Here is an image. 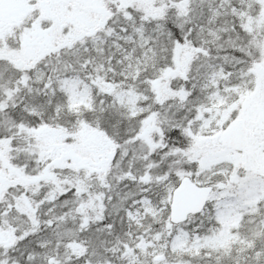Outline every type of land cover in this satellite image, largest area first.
<instances>
[{
  "label": "snow or ice",
  "instance_id": "6c2138e0",
  "mask_svg": "<svg viewBox=\"0 0 264 264\" xmlns=\"http://www.w3.org/2000/svg\"><path fill=\"white\" fill-rule=\"evenodd\" d=\"M0 264H264V0H0Z\"/></svg>",
  "mask_w": 264,
  "mask_h": 264
}]
</instances>
